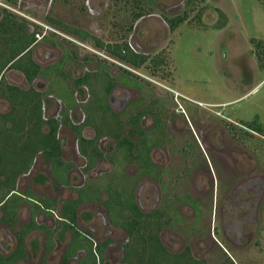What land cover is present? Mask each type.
I'll return each mask as SVG.
<instances>
[{
  "label": "flooded vegetation",
  "instance_id": "1",
  "mask_svg": "<svg viewBox=\"0 0 264 264\" xmlns=\"http://www.w3.org/2000/svg\"><path fill=\"white\" fill-rule=\"evenodd\" d=\"M184 1L178 11L167 15L156 12L150 0H144L142 7L135 6L134 0H0V18L5 9L17 20L24 19L28 30L34 32L29 56L39 70L45 72L28 80L23 71L7 65L1 71V77L10 85L21 89L32 87L42 93V117L58 123L59 156L66 166V182L61 183L51 172L48 154L39 152L31 165L36 169L32 183L27 184L23 191L29 190L36 197L47 198L59 205L75 198L76 189L87 183L89 171L102 162L120 170L111 174L117 175V179L125 175L131 185L140 170L135 158L142 154L145 174L138 177L133 187V200L151 221L158 218L160 227L157 235L161 246L171 254L187 252L201 264H247V260L237 261L233 250L237 251L249 242L258 243L264 233L261 224L264 169L260 161L261 145L258 144L263 127L258 130L255 123H248L253 118L258 119L257 116L251 120L230 118L217 109L223 102L207 103L210 109L205 110L190 104L200 102L175 85V72L169 70L166 59H161L154 69L150 64L153 55L165 52L167 57L169 45L179 34L178 28L186 23L181 22L173 30L167 23V18L182 12ZM61 5L70 8L69 18L65 13L64 19L51 14L52 7ZM137 10L138 15L135 16ZM212 21L205 22L210 24ZM43 27L50 32L46 34ZM105 29L111 35L104 34ZM103 37L105 43L102 42ZM133 38L140 39V45H149L148 48L155 51H141V46L139 49L135 47ZM61 44L70 48H61ZM136 54L146 56L142 65L149 64V67H144L147 72L139 71L141 67L124 58L127 56L133 60ZM10 74L14 76L10 78ZM80 80L82 82L77 83ZM39 81H44V84H39ZM242 84L248 85V82ZM0 103L6 105L0 111L7 112L9 103L1 97ZM46 108H51L52 112L46 114ZM108 123L115 127L114 133H118V138L98 135L97 128ZM62 127L66 128L64 137L70 138L68 153L73 154L70 158L65 154L68 147L63 148L61 144ZM42 128L47 130L48 125ZM80 137L89 140L96 137L94 142L103 155L95 158L90 167H87V159L80 151ZM122 138L128 141L127 145L119 143ZM107 139H111L112 147L104 152L102 142ZM77 156L82 162L79 165L76 164ZM123 166L124 171L121 170ZM30 169L17 178L16 185ZM72 177L79 182L73 183ZM35 183L37 186L46 185V193L40 195V190L35 191ZM64 189L72 191L73 195L61 198ZM104 195L101 192L97 200L80 204L76 225L91 235L95 242L105 244L103 254L112 244L111 233L121 230L126 240L120 244L121 252L113 264H129L123 260L127 234L122 227L112 223L113 217L108 215L103 205ZM25 204L22 202L17 210L16 229L31 218L30 213L24 221L19 218L20 207ZM27 208L29 212L28 205ZM38 216H34L38 225L55 230L52 239L56 235L62 237L64 231H68L58 209L51 216L42 214L51 220L50 227L43 221L37 222ZM80 218L82 223L84 218L90 219L81 225ZM98 220L105 230L100 241L93 237L99 232L92 227L96 226L95 222L100 225ZM0 225L7 227L1 221ZM43 229H33L41 231L43 236L37 264H47L51 251L56 248L54 244L48 250ZM12 237L14 244L9 252L16 245L13 234ZM66 245L67 242L62 253ZM26 251L27 256L23 260L29 257L27 248ZM62 253L58 264H61ZM78 253L68 258L67 264L71 259L76 264L78 258L83 257L84 252L81 256ZM210 254L216 257L215 261L209 259Z\"/></svg>",
  "mask_w": 264,
  "mask_h": 264
},
{
  "label": "trees",
  "instance_id": "2",
  "mask_svg": "<svg viewBox=\"0 0 264 264\" xmlns=\"http://www.w3.org/2000/svg\"><path fill=\"white\" fill-rule=\"evenodd\" d=\"M205 0H185L182 12L177 16L167 18L170 29H174L181 22H186L194 27L221 29L228 23L227 14L216 7L215 18L207 24L202 18L205 5L199 4ZM137 7L145 5L144 0H134ZM138 15V10L135 16ZM188 21V22H187ZM24 19L17 20L9 11L4 9L0 18V97L5 99L10 108L7 112L0 111V221L5 223L16 238L14 249L3 254L0 251V264H15L26 258L25 236L33 229H43L34 221L36 214L51 216L58 209L59 216L64 220L65 229L70 232V238L62 253L61 264H67V259L84 252L82 258H78L76 264H99L103 257L105 244L97 243L88 233L82 232L76 225L77 208L85 201L97 200L102 192L105 194L103 205L108 215L113 217L112 223L122 227L127 234V241L123 244V260L129 264H201L193 259L187 252L171 254L160 244L158 229L160 222L157 219L151 221L148 214L141 212L134 203L132 190L138 177L145 174L143 167L145 161L142 154L136 156L140 170L138 176L131 181H126L122 175L108 177L104 184H98L92 180L84 186L77 188V196L61 202L59 205L49 199L36 197L29 190L20 192L17 189V178L25 174L31 168L35 156L45 151L51 162V172L61 183H65L66 166L60 159V149L57 139L58 123L45 120L42 117V93L34 88L21 89L4 82L1 71L7 66L17 67L23 71L28 80L41 72L38 66L29 56V46L34 39V32H30ZM252 52L256 57L259 67H264V38H251ZM136 67H149L145 64V55L136 54L134 59L124 57ZM161 59H167L165 52L153 55L150 60L152 69L161 63ZM168 63V62H167ZM142 65V66H141ZM170 72V71H167ZM82 82V80L77 83ZM255 123L256 129L261 130L262 124L257 118L248 122ZM47 124L48 129L42 126ZM96 128V125L92 123ZM104 127V128H102ZM115 127L111 124L100 125L97 133L108 134L112 138H118L114 133ZM94 139L80 137L79 147L81 153L87 159V167L93 165L95 158L103 156L98 151ZM119 143L127 145L125 138ZM111 158V156H110ZM125 177V179H124ZM41 179V176H39ZM22 202L29 207L31 218L28 223L20 225L18 229L17 210ZM123 212V214H122ZM62 221V220H61ZM47 236L48 250L52 248L54 229L44 228Z\"/></svg>",
  "mask_w": 264,
  "mask_h": 264
},
{
  "label": "rangeland",
  "instance_id": "3",
  "mask_svg": "<svg viewBox=\"0 0 264 264\" xmlns=\"http://www.w3.org/2000/svg\"><path fill=\"white\" fill-rule=\"evenodd\" d=\"M183 1L184 0H150L149 3L159 14L160 12H164L169 15L178 11L183 5ZM199 4L205 5L202 18L206 22H210L215 18L214 9L218 7L227 14L228 23L221 29L192 28L188 21V23L180 25L177 30L179 32L178 36L175 37L174 43L169 45V51L167 50L166 62H168L169 70L175 72V85L179 90L200 102V104L191 102L190 104L200 106L201 109L205 110L210 109L207 103L223 102L217 109L230 118L236 117L244 120H251L254 116L258 117L263 127V134L262 137L258 139V144L261 145L260 161L264 169V80L261 81L264 78V67L258 66L256 57L251 51L252 47L250 44L251 38H264V0H205V2ZM66 7L67 6L62 5L59 8L52 7L51 14H56L57 17L64 19L65 13L66 17L69 18L72 12L69 11L70 8ZM40 20L43 21V19ZM44 22L45 24L47 23L46 20ZM31 28L32 26L29 27V29ZM42 29L46 34L50 32L46 27ZM42 31H40V33H42ZM104 34L109 36L111 32L105 29ZM102 42L105 43L104 37L102 38ZM133 43L138 49L139 46H141V51L143 52L155 51L154 48H148L149 45L147 44V46L143 44L140 45V39L133 38ZM44 45L48 46L47 43ZM59 47L65 49L70 48L69 45L63 44L59 45ZM59 47L55 48L59 50ZM85 50L91 52L88 49ZM139 71L147 72L144 67L139 68ZM13 76L14 74H10V78ZM244 81H247L248 85H243L242 82ZM41 83L44 84V81H39V84ZM0 108L5 109L6 105L0 103ZM51 112V108H46V114ZM65 130L66 128L62 127L63 139L61 144L63 148L68 147L65 150V154L67 158H70L73 154L72 152L68 153V150H70L68 146L70 138L64 137ZM248 142L250 143L251 141L249 140ZM102 147L104 152L108 151L112 147L111 139L104 140L102 142ZM75 158L76 164L79 165L82 163L80 157L77 156ZM40 159L39 157V162ZM44 165L45 163L42 164V166ZM124 167L125 166H123L121 170L124 171ZM114 169L108 162H102L96 169L89 171L90 176L86 179V182L94 180L93 182L95 183L104 184L106 179L111 177V172H120L116 167H114ZM104 171L107 172L103 173ZM35 173L36 169L32 167L28 173L29 175L27 174L19 178L17 184L19 191H23L27 184L32 183ZM75 173L79 176L77 172ZM73 176L76 175L73 174ZM71 180L73 183L78 181L75 177H72ZM34 185L37 186L38 184L35 183ZM45 188L46 185H39L35 188V191L40 190L42 192L40 195H42L46 193ZM70 194L73 195L72 191L64 189L61 198H66ZM19 214V218H21L22 221L28 218L29 212L26 204L20 207ZM56 214H58L57 211ZM80 217L82 218V216ZM81 218L79 219V223L81 222ZM89 219L84 218L82 221L85 222H81V225L87 224ZM40 221L47 223L49 227L51 226V220L42 216V214H39L37 219V222ZM98 222L101 226H98L97 222L94 223L96 226L92 225V227L99 232L93 237L97 241H100L105 230L102 228V224L99 220ZM261 224L264 228V210ZM81 225L80 227H82ZM12 234L9 228L0 225V251L3 254L9 253V250L14 244ZM111 234L112 244L104 251L102 260L99 261V264L116 263L114 258H118L121 252L120 244L126 240V236L121 230L116 229ZM262 236L258 239V243L256 244L249 242L246 244L247 246L238 248L237 251L233 250L235 259L241 262L247 260V264H264V233ZM69 238L70 232L64 231L62 237L56 235L54 238L55 240L52 239V247L55 244L56 248L51 251L47 264H58L63 247L65 243L68 242ZM25 243L29 257L15 264H37L38 257L42 251V232L33 230L29 234H26ZM78 254L81 256L83 253L80 251ZM209 259L215 261L216 257L210 254ZM69 263L74 264L75 260L71 259Z\"/></svg>",
  "mask_w": 264,
  "mask_h": 264
},
{
  "label": "crops",
  "instance_id": "4",
  "mask_svg": "<svg viewBox=\"0 0 264 264\" xmlns=\"http://www.w3.org/2000/svg\"><path fill=\"white\" fill-rule=\"evenodd\" d=\"M263 80H264V78L261 81H263Z\"/></svg>",
  "mask_w": 264,
  "mask_h": 264
}]
</instances>
